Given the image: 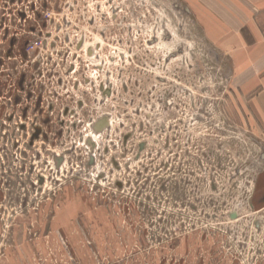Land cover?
I'll use <instances>...</instances> for the list:
<instances>
[{
	"label": "rangeland",
	"instance_id": "1",
	"mask_svg": "<svg viewBox=\"0 0 264 264\" xmlns=\"http://www.w3.org/2000/svg\"><path fill=\"white\" fill-rule=\"evenodd\" d=\"M189 8L0 0V264H264L238 45Z\"/></svg>",
	"mask_w": 264,
	"mask_h": 264
},
{
	"label": "crops",
	"instance_id": "2",
	"mask_svg": "<svg viewBox=\"0 0 264 264\" xmlns=\"http://www.w3.org/2000/svg\"><path fill=\"white\" fill-rule=\"evenodd\" d=\"M184 1L198 13L206 35L223 43L226 36L234 37L238 47H230L231 83L248 99L252 118L264 138V0Z\"/></svg>",
	"mask_w": 264,
	"mask_h": 264
}]
</instances>
